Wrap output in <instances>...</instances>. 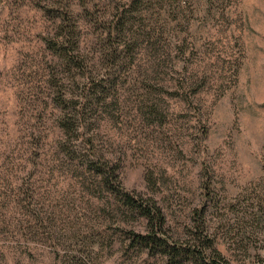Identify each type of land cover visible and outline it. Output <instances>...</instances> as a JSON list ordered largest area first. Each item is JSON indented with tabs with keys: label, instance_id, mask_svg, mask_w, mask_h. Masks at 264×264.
<instances>
[{
	"label": "rangeland",
	"instance_id": "374dc122",
	"mask_svg": "<svg viewBox=\"0 0 264 264\" xmlns=\"http://www.w3.org/2000/svg\"><path fill=\"white\" fill-rule=\"evenodd\" d=\"M86 77L81 147L170 233L201 220L229 264L264 259V0H0V264H162L66 153L60 115Z\"/></svg>",
	"mask_w": 264,
	"mask_h": 264
},
{
	"label": "trees",
	"instance_id": "16d2710c",
	"mask_svg": "<svg viewBox=\"0 0 264 264\" xmlns=\"http://www.w3.org/2000/svg\"><path fill=\"white\" fill-rule=\"evenodd\" d=\"M55 47L59 51V48ZM60 56L66 61L70 59L67 52H61ZM85 81L87 85L84 96L73 100L72 104L61 112L62 141L67 146L66 153L70 156L78 155L76 161L80 162L79 168L90 177L86 178V181L89 180L94 189L105 192L103 203L115 212L117 229L121 231V235L126 236L127 247L139 254L159 257L162 264H229L214 250L213 239L201 220L197 222V231H190L186 236L170 233L166 226V217L154 199L143 198L124 188L111 155L95 148L90 139L83 142L81 147L78 143L79 133L87 124L80 122V119L90 108L92 97L96 96L93 79L86 77ZM74 134H78L76 138H72ZM119 213L123 219L131 218L136 225L141 224L143 230L137 231L135 227L127 229L120 221ZM54 264H90V261L70 254L58 256V261ZM257 264H264V259H260Z\"/></svg>",
	"mask_w": 264,
	"mask_h": 264
}]
</instances>
